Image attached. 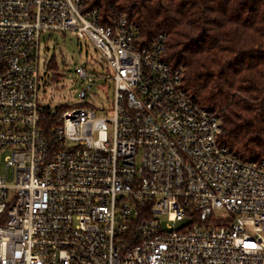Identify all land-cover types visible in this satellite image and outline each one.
<instances>
[{
	"label": "built area",
	"instance_id": "obj_1",
	"mask_svg": "<svg viewBox=\"0 0 264 264\" xmlns=\"http://www.w3.org/2000/svg\"><path fill=\"white\" fill-rule=\"evenodd\" d=\"M100 17L89 0H0V264H264V160L219 142L166 34L141 45L126 13ZM46 32L101 53L111 111L41 102Z\"/></svg>",
	"mask_w": 264,
	"mask_h": 264
},
{
	"label": "trees",
	"instance_id": "obj_2",
	"mask_svg": "<svg viewBox=\"0 0 264 264\" xmlns=\"http://www.w3.org/2000/svg\"><path fill=\"white\" fill-rule=\"evenodd\" d=\"M89 6L105 26L126 13L141 45L166 34L163 59L181 70L189 94L217 113L219 142L241 159L264 160V0H89Z\"/></svg>",
	"mask_w": 264,
	"mask_h": 264
},
{
	"label": "rangeland",
	"instance_id": "obj_3",
	"mask_svg": "<svg viewBox=\"0 0 264 264\" xmlns=\"http://www.w3.org/2000/svg\"><path fill=\"white\" fill-rule=\"evenodd\" d=\"M55 64V68L51 64ZM84 67L97 77L93 81L75 73ZM101 53L88 40L78 39L70 33L46 32L40 46L39 97L41 102L57 109L62 106H91L97 110H112L114 85ZM92 84L91 89H87ZM87 89L85 98L81 97ZM3 174V170L1 171ZM216 217H227L217 210ZM163 220L165 216H161Z\"/></svg>",
	"mask_w": 264,
	"mask_h": 264
},
{
	"label": "water",
	"instance_id": "obj_4",
	"mask_svg": "<svg viewBox=\"0 0 264 264\" xmlns=\"http://www.w3.org/2000/svg\"><path fill=\"white\" fill-rule=\"evenodd\" d=\"M92 88V85H89L87 89H91ZM87 89L83 90L82 93H81V97L82 98H85L86 96V93H87Z\"/></svg>",
	"mask_w": 264,
	"mask_h": 264
}]
</instances>
